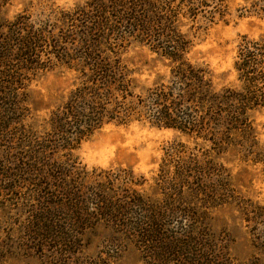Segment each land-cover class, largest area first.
<instances>
[{
  "label": "trees",
  "instance_id": "16d2710c",
  "mask_svg": "<svg viewBox=\"0 0 264 264\" xmlns=\"http://www.w3.org/2000/svg\"><path fill=\"white\" fill-rule=\"evenodd\" d=\"M9 1L0 0V9ZM245 3L236 9L238 17L251 13L264 17V0ZM42 13L33 17L26 10L13 18L0 13V141L16 150L15 158L20 163L11 161L13 167L4 174L10 171L8 179L33 185L32 193L38 198L41 193L60 197L58 203L45 205L41 201L38 212L28 214L30 232L40 236L39 240H54L59 220L53 219L46 207H65V199L71 208L65 219L68 229L76 231L86 226L79 197L86 187L77 179L78 162L72 151L106 125L147 122L177 129L196 140L195 146L207 143L208 148L200 155L181 153L186 144L180 141L172 147L179 154H171L168 159H180L183 168L174 163V169L163 171L160 179L164 190L181 188L179 182L185 187L188 180L200 181L205 175L223 176L218 171L222 166L217 162L218 154L234 145L235 134L247 138L251 132L249 111L264 106V40L241 36L232 63L237 88H216L207 69L192 65L186 54L193 46L195 33L191 30L198 28V18L207 26L228 21V0H82L71 10L49 6L47 13ZM185 26L187 30H183ZM136 43L147 46L168 67L165 77L157 76L152 85L137 90V80L132 77L137 71L129 69L122 57ZM49 61L73 72V88L63 104L50 112L45 128H21L17 114L24 101L21 90L26 88L25 74L46 69ZM18 149H23L26 156ZM57 153H61L62 160L54 159ZM185 163L197 169L191 171ZM218 164V168L210 167ZM126 173L130 178L121 179L115 187L137 196V201L128 205L143 210L145 215L136 226L142 230L140 233L150 236L157 232L164 212L138 194L134 187L142 182L133 177L131 170ZM31 174L49 176L55 185L45 187L34 183L35 177L24 178ZM102 198L98 199L104 203L100 210L105 211L100 215L113 216L106 213L109 193ZM169 204L166 208L174 205ZM172 208L171 214L176 213ZM147 226L150 230L145 229Z\"/></svg>",
  "mask_w": 264,
  "mask_h": 264
},
{
  "label": "rangeland",
  "instance_id": "374dc122",
  "mask_svg": "<svg viewBox=\"0 0 264 264\" xmlns=\"http://www.w3.org/2000/svg\"><path fill=\"white\" fill-rule=\"evenodd\" d=\"M80 1L10 0L0 13L13 18L28 10L35 17L42 10V15L46 14L49 6L71 10ZM228 1L231 14L227 22L207 26L197 19L198 28L191 30L195 33L193 46L186 54L192 65L207 69L216 88L239 85L232 63L241 36L264 40V17L254 13L238 17L236 9L246 5V0ZM122 57L129 69L138 72L132 75L137 80L136 90L168 74L167 63L158 60L147 46L132 44ZM52 63L46 62L49 67L44 70L25 74L26 88L21 90L24 101L17 114L21 128H45L50 112L63 104L73 88V72ZM249 121L251 132L247 138L235 134L234 145L218 154L217 162L222 166L210 165L219 167L222 177L205 175L200 181L188 180L185 187L179 182L181 188L176 186V190H164L160 179L163 171L174 169V163L183 168L180 159H168L171 154H179L172 147L180 141L186 144L181 153L200 155L208 148L207 143L195 146L196 140L177 129L147 122L104 126L72 151L78 162L77 179L86 187L79 196L86 226L76 231L68 229L65 219L71 208L67 199L65 207L47 206L51 217L59 220L54 240H39L40 236L30 232L28 214L38 212L41 201L45 205L58 203L60 197L41 193L38 198L32 193L33 185L8 179L10 171L4 174V170L13 167L11 161L20 163L15 158L16 150L0 141V264H264V106L249 111ZM17 152L26 156L23 149ZM54 159L62 160L61 153ZM185 164L191 171L197 169ZM128 170L142 182L134 187L138 194L164 212L157 232L150 236L140 233L142 230L136 226L145 215L143 210L128 205L137 201V196L115 187L121 179L130 178ZM32 177L36 184L55 185L46 175H24L25 179ZM7 186L15 188L7 191ZM105 193L111 198L106 210L111 217L100 215L105 210H100L104 203L98 199H103ZM169 203L174 205L166 208ZM145 229L150 230L149 226Z\"/></svg>",
  "mask_w": 264,
  "mask_h": 264
}]
</instances>
